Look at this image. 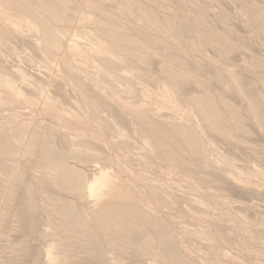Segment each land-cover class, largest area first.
Listing matches in <instances>:
<instances>
[{
  "label": "bare ground",
  "instance_id": "6f19581e",
  "mask_svg": "<svg viewBox=\"0 0 264 264\" xmlns=\"http://www.w3.org/2000/svg\"><path fill=\"white\" fill-rule=\"evenodd\" d=\"M236 17L263 47L264 0H0V99L4 78L13 82L17 73L7 65L9 52L20 58L15 42L27 38L43 55L38 64L47 65L83 105L57 110V95L44 93L40 104L27 101L25 108L12 104L0 112V239L26 223L44 240L33 264L42 258L72 264L63 256L83 250L104 259L122 249L120 238L155 256L154 228L171 217L164 199L170 179L138 171L124 176L117 161L124 152H136L137 140L140 152L172 167L188 172L200 160L221 170L203 132L255 153L245 121L264 130V57L241 44L235 27H224ZM238 51L246 53L241 58L249 71L243 72L253 79L229 62ZM214 80L223 88H214ZM127 89L159 99L168 110L134 105ZM134 157L145 166V156ZM43 187L58 194L48 195ZM171 195L188 208L203 200L196 191Z\"/></svg>",
  "mask_w": 264,
  "mask_h": 264
},
{
  "label": "rangeland",
  "instance_id": "374dc122",
  "mask_svg": "<svg viewBox=\"0 0 264 264\" xmlns=\"http://www.w3.org/2000/svg\"><path fill=\"white\" fill-rule=\"evenodd\" d=\"M173 1L178 2V0ZM230 9L236 14L233 11L235 9ZM211 16L212 20H216L213 19L216 16ZM236 18L228 22V25L224 24V27L230 25L232 28L235 27L240 36L246 35V38L248 36L249 40L241 37V44L247 45L249 50L252 47L250 52H253L254 55L264 57V44L261 47L259 43V45L256 44L255 40H251L250 38L253 37L247 35L248 31H245L241 19ZM216 23L217 26L223 28L221 22L217 21ZM187 37L189 35H186ZM26 39L15 42L19 46L20 58L9 52L11 59H8L7 65L13 69L17 68V73L13 82H8V79L4 78L6 94L0 99V112H9L12 104H22L23 108L26 107L27 101L40 104L41 95L44 93L57 95V110H77V108L83 107L74 90L67 88L65 83L59 84L61 81L58 79L61 78L57 76L52 78L53 71L47 65L38 64L43 55L30 45L29 39L27 41ZM23 53H26L27 57L24 55L21 57ZM210 54L214 56V53ZM248 54L250 53L248 52ZM230 55L229 62L232 60L231 64L238 66L239 69L236 67V70H240L238 72L240 74L242 72L241 75L244 78L253 79L254 75L251 72V76L245 73L249 70L247 66H244V62L242 63L245 60L241 57H245L246 53L240 54L239 52V54ZM29 57L31 58L29 59ZM62 81L64 80L62 79ZM212 84L216 89L223 88L218 81L214 80ZM255 88L259 92V86ZM154 90L158 96H162L164 93L158 88ZM7 95L13 96V98H7ZM125 96L134 105L155 106L163 108L165 111L168 110L167 107H162L163 103L159 99L151 100L145 95H135L129 89ZM229 97L236 104L241 105L234 95ZM44 105L48 108L46 103ZM170 111L175 110L171 109ZM185 115L186 119L190 121L189 113L186 112ZM245 122L250 130L248 140L254 146L255 153L217 138L209 132L202 133L205 136L208 151L220 163L221 170L209 168L200 160L193 161L191 170L188 172L179 167H172L160 156L150 152H140V144L136 139L138 145H133L132 149L134 150L136 147L134 151L137 153H133L145 156V160H143L145 166L142 167L139 164L140 160L134 157L136 154L122 153L116 167L124 171V176H137V173L141 172L147 176L148 173L157 176L165 175L170 179V182L164 184V199L167 201L166 210L171 217L165 219L166 226L154 228L153 235L156 239L154 248L158 251L155 256L144 254L128 239L120 238L116 240V243L122 249L109 252L107 258L103 259L99 253L94 255L86 250L76 256L74 252L63 257L71 263L73 262L72 264H264V130L252 125L248 118ZM129 129L126 132L129 131L128 133L131 134ZM56 145L61 146L58 141H56ZM256 166L257 168H255ZM229 173L239 177L240 183H235L228 175ZM24 188H20L21 195H25L27 192V189ZM42 190L48 195L58 194L51 187H43ZM173 191L187 197L192 196L196 191L200 193L203 200L193 208H188L177 198L172 197L171 192ZM132 196L138 198L136 193H132ZM42 231H45V227L42 228ZM176 232L180 233L181 238L176 237ZM39 241L44 242L26 226V223L25 225L19 224L8 235L0 239V264H33L34 258L37 257L44 244ZM191 247L195 249V252L188 253L187 249ZM40 260L39 264H49L45 258Z\"/></svg>",
  "mask_w": 264,
  "mask_h": 264
}]
</instances>
